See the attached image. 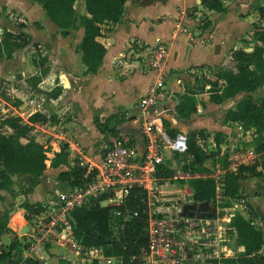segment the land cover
<instances>
[{"label":"crops","instance_id":"0c3cea01","mask_svg":"<svg viewBox=\"0 0 264 264\" xmlns=\"http://www.w3.org/2000/svg\"><path fill=\"white\" fill-rule=\"evenodd\" d=\"M223 3L226 10L219 12L206 9L198 2L201 10L198 12L206 14L209 24L202 32L194 33L182 21L181 14L177 15L176 11L163 13L162 0H125L120 20L101 24L100 35L95 38L101 44V50L98 53L91 51V68L87 69L77 48L83 32L77 22L62 33L37 1L0 0V129L5 133L12 131L5 122L9 115L20 117L21 123L29 121L26 133L11 136L9 142L21 149L28 139H33L41 145L45 156L44 169L30 191L20 192L26 184L27 173L10 175V191L0 188V216L6 215V229L0 238L4 233H17L24 224L26 232L28 221L20 206L22 201L45 205L55 198L60 185L58 173L75 165L70 156L72 147L80 149L93 161L100 160L104 147L115 134H124L139 149L143 147L137 103L156 74L144 69L138 59L127 57L131 47L148 48L157 40L166 42L162 65L163 97L158 103L166 120L163 131L173 128L175 136L201 128L208 133L213 145L211 135L218 131L226 148H233L235 144L253 147L249 142L255 136L254 128L226 119L225 113L247 93L254 98L264 95V52L259 64L260 81L249 91L233 90V85L243 84L246 80V63L230 57L231 49L250 50L260 43L255 31L264 32V17H259L257 7L264 5V0H224ZM72 7L77 14H85L83 0H74ZM228 14L239 21L234 28L226 24L228 31L220 33L218 40L217 25L222 27ZM19 22L24 25L30 40L21 48H11L1 35L3 30L17 32ZM33 44L46 57V72L32 62ZM209 68L215 69L213 77L216 74L219 85L217 101L212 100L207 91L206 80L213 79L206 75ZM54 86H58L60 92L55 97L48 96L46 92ZM183 93L195 102V110L186 118L177 117L174 110ZM33 112L50 114L53 118L27 120ZM176 119L180 121L175 122ZM104 125L112 126L113 132ZM60 131L64 132V138L58 136ZM262 135L264 137V130ZM258 147L264 149V138ZM166 154L165 163L168 160L174 163L171 153ZM166 183L157 180L159 191ZM184 185L189 196L187 201L179 195L161 198H181V201H175L180 207L185 203L192 207L212 205L209 200H193L185 181L172 183L169 190L177 194L182 192ZM238 193L236 197H229L234 216L224 231L230 255L212 259L209 264H223L243 252L263 257L261 264H264V172L240 178ZM239 198L243 201L238 202ZM169 203L173 202L164 204ZM256 229L260 231L257 246L254 242ZM114 257L115 264L118 258ZM29 258L41 264H99L79 260L65 246L56 244H50L40 253H32Z\"/></svg>","mask_w":264,"mask_h":264},{"label":"trees","instance_id":"16d2710c","mask_svg":"<svg viewBox=\"0 0 264 264\" xmlns=\"http://www.w3.org/2000/svg\"><path fill=\"white\" fill-rule=\"evenodd\" d=\"M41 4L46 16L64 33L68 27H72L77 22L82 26L83 32L81 39L77 43L80 51L81 61L90 69L89 59L91 51L97 53L101 50V44L95 39L100 35L101 24L104 22H115L120 20L125 0H83L84 13L77 14L72 7L74 0H35ZM224 0H199L198 2L206 9L223 12L226 7ZM260 18L264 17V5L257 7ZM209 24L207 17L202 19L197 27L202 30ZM18 31L11 33L3 30L2 39L11 48H21L29 43V35L24 30V25L19 22ZM260 41L254 44L250 50L240 48L231 49L230 57L235 60H243L246 63V80L243 84L233 85V90H251L259 83V64L263 60L264 52V32L255 31ZM32 62L46 72V57L42 55L38 47L33 44ZM251 65V67H249ZM37 80V78L35 79ZM207 91L212 100L219 99V85L216 74L214 79H207ZM60 92L58 86L52 87L46 93L48 96L55 97ZM177 117L186 118L190 112L195 110V102L187 93L180 96V100L174 105ZM228 120L241 122L244 126L249 125L254 128L255 146L258 155L245 164H239L235 168L226 167L227 161L221 154L223 167L226 168L221 176L219 183L221 193L225 197H236L238 193V180L244 176L260 175L264 172V149H259L258 143L263 140L264 130V95L254 98L249 93L241 97L232 108L225 113ZM52 119V115L45 116L39 112H33L28 119L46 120ZM5 122L12 129L10 133H5L0 129V188L10 191V175L14 173H27L26 184L21 187L20 192L26 193L38 182L44 169V153L41 145L33 139H28L21 149L16 148L9 142L11 136H18L28 130L26 123H21L18 116H6ZM97 127L101 126L96 123ZM107 130L113 132L112 126ZM166 134L174 133L173 128H166ZM208 133L201 128L188 131L184 139V148L181 155L185 162L181 168L189 175L183 180L191 189V198L196 201L209 200L213 203L215 194V182L209 175V170L205 161L214 160L219 153V144L222 143L220 132L213 133L214 149L205 151L196 143L197 138H203ZM132 142V141H131ZM145 139L142 145H144ZM258 147V148H257ZM173 169L165 164H158L155 176L163 179L170 177ZM59 184L79 185L82 181V168L73 165L57 175ZM59 185V186H60ZM107 192H102L90 197L88 203L80 205L72 211L73 233L74 236L85 245H100L104 255L116 256L118 261L115 264H136V259L132 255L138 254L145 249L147 244L145 233L146 200L145 193L139 187H132L128 194L118 205H102L99 201L107 197ZM1 198V195H0ZM20 206L24 209V217L29 219V213H37L42 209L40 203L28 204L22 201ZM117 211V213L115 212ZM5 213L0 216V234L6 229ZM15 235L10 239L7 246L0 243V264H14L19 259L13 258L12 253L20 252L24 243ZM260 241V231H255V246ZM263 257L257 254L238 253L234 257L223 261V264H261ZM21 264H34L31 258H26Z\"/></svg>","mask_w":264,"mask_h":264},{"label":"built area","instance_id":"2783aa9c","mask_svg":"<svg viewBox=\"0 0 264 264\" xmlns=\"http://www.w3.org/2000/svg\"><path fill=\"white\" fill-rule=\"evenodd\" d=\"M166 50V42L157 40L148 48L131 47L127 54L128 58L138 59L144 69L156 74L137 103L140 129L145 139L143 147L139 149L124 134H115L104 147L99 161L89 159L80 149L72 147L70 156L73 164L82 168V181L79 185L61 184L56 189L55 198L30 215L26 232L19 238L24 243L21 257L14 264H21L32 253H40L50 244L65 246L82 261L114 264L115 257L104 255L100 245H85L74 236L71 213L76 207L86 205L90 197L102 192L108 195L99 201L100 204L118 205L132 187L142 189L146 200L147 244L145 249L132 255L136 264H209L212 259L230 255L224 231L229 228L234 209L229 197L221 193L219 182L215 181L214 204H210L213 210L209 214L200 210L182 212L183 209L175 207L174 203L162 204L163 208L150 207L148 201V195L153 193L160 179L155 176L157 165H167L168 155L162 148H184V145L178 148L172 144L181 135L176 134L171 142L163 131L166 123L161 114L163 109L154 108L163 97L162 65ZM25 123L28 125L29 121ZM57 134L65 137L63 131ZM157 134L159 140L155 138ZM219 153L232 168L249 162L256 155L253 147L241 144H235L233 148L221 147ZM188 175V172L177 169L167 178ZM238 200L243 201L242 198Z\"/></svg>","mask_w":264,"mask_h":264},{"label":"rangeland","instance_id":"374dc122","mask_svg":"<svg viewBox=\"0 0 264 264\" xmlns=\"http://www.w3.org/2000/svg\"><path fill=\"white\" fill-rule=\"evenodd\" d=\"M182 10V13H180ZM162 11L165 14H169L173 11L177 12L178 14L182 15V21L187 24V28L190 29L191 31H193L194 33H200L202 32V30H200L197 25H200V23L202 22V19L206 17V14L204 12H198L201 11L200 8H198V0H162ZM193 15H196V18H193ZM231 14H228L226 16V22L225 24L221 27L219 24L217 25V39L219 40V36L220 33H224L225 31H228V27L229 28H234L235 24L238 23L239 20H237V18H233ZM224 19V18H223ZM226 24L228 25V27L226 26ZM214 71L215 69L212 68L209 70L206 69V75L213 77L214 76ZM215 77H213L214 79ZM190 131V130H188ZM188 131L186 132H181L182 136L186 137V135L188 134ZM165 134L166 129L164 130ZM167 135V134H166ZM167 137L169 138V140L172 142L175 138L174 133L170 132ZM212 139H213V135H211ZM157 140L160 139V135L157 134L155 137ZM206 139V140H205ZM212 140H209L208 137H203V140L201 141H197L196 143L199 145V147H201L202 149H204L205 151H209L211 149H214V145L211 142ZM214 141V139H213ZM223 142V141H222ZM226 143V142H225ZM225 143H222V147H225ZM252 146H255V140L253 139L252 141L249 142ZM229 145V144H228ZM258 148V147H257ZM220 149V148H219ZM260 149V148H259ZM162 150L164 151V153H171V156L174 159V163H172L171 161L168 160L167 164L169 166H171L173 168V171L179 169L182 170L181 165L185 162L184 157L181 155V149H169L167 147L162 148ZM256 155L254 157H256L258 155V151L255 150ZM251 161V160H250ZM206 167L209 170V175L214 179V182H219L221 176L223 175V172L226 168L223 167V163H222V157L220 154H218L217 156H215L214 160H206L205 162ZM227 168L232 169V167H229L228 165H226ZM236 166H234L233 168H235ZM167 181L166 183V187H164V189L162 191H159V188H155V190H153V193H150L148 195V201L150 202V207H160L163 208L164 206L162 204L167 203L164 202V200H161V197H174L176 195L180 196H184V200L187 201L188 200V195L186 194V185H184V188L182 189V192H179L176 194V192H173L171 190H169V187L171 186L172 183L174 182H182L183 179H180L179 177H175V178H165V179H158V182H163V181ZM157 189V190H156ZM163 199V198H162ZM181 201V198H171V200H169L168 202H173L175 207L178 205L176 202L177 201ZM176 201V202H175ZM214 204V199L212 200ZM211 202V201H210ZM181 203V202H180ZM170 204V203H169ZM201 205V207L203 208H208L209 205ZM192 207V204L189 203H185V205L181 206V208L183 209V211L188 210ZM171 208L173 209L174 206H171ZM25 225V224H24ZM22 225L21 229H18L17 233L15 234H8V233H4L1 238H0V243L1 245L7 246V244L9 243L10 239L15 235L16 237H18V235L23 234L25 232V226ZM12 257L13 258H20L21 257V253L20 252H15L13 251L12 253ZM72 257V255L70 256ZM73 258V257H72ZM71 258V259H72Z\"/></svg>","mask_w":264,"mask_h":264},{"label":"water","instance_id":"95a60500","mask_svg":"<svg viewBox=\"0 0 264 264\" xmlns=\"http://www.w3.org/2000/svg\"><path fill=\"white\" fill-rule=\"evenodd\" d=\"M154 108H155L156 110H159V109L162 108V106H161L160 104H156V105L154 106ZM149 110H151V108H150ZM178 121H180V120H179V119H176L175 122H178ZM175 125H176V124H175ZM184 139H185L184 136H180L179 139H178L177 141H173L172 144H173L175 147L182 148L183 145H184ZM259 146H260V145H259ZM203 205H204V204H203ZM205 206H206V205H205ZM188 210H193V211L200 210V211L205 212L206 214H209L210 212H212L213 207L209 205L208 208H203V207H201V205H196V206L191 207V208L188 209ZM185 211H187V210H185ZM185 211H182V212H185ZM24 228H26V227H24ZM20 229H21V228H20ZM33 263H34V264H41V263H38L36 260H33Z\"/></svg>","mask_w":264,"mask_h":264}]
</instances>
